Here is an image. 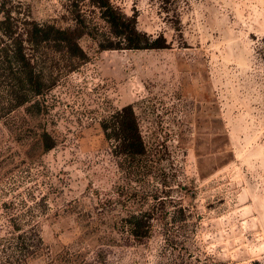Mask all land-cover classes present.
<instances>
[{"label":"rangeland","instance_id":"374dc122","mask_svg":"<svg viewBox=\"0 0 264 264\" xmlns=\"http://www.w3.org/2000/svg\"><path fill=\"white\" fill-rule=\"evenodd\" d=\"M7 1L0 18L75 24L70 0ZM111 2L166 46L101 50L110 26L83 0L86 60L43 47L55 83L25 104L0 30V264H23L16 226L34 224L45 245L28 264L264 262V0ZM129 104L148 157L118 167L101 123ZM155 196L164 214L139 242L124 217Z\"/></svg>","mask_w":264,"mask_h":264},{"label":"trees","instance_id":"16d2710c","mask_svg":"<svg viewBox=\"0 0 264 264\" xmlns=\"http://www.w3.org/2000/svg\"><path fill=\"white\" fill-rule=\"evenodd\" d=\"M83 0H70L71 12L75 17V24L68 27H58L51 23H41L38 21H28L21 24L13 16L6 15L0 18V30L3 36L11 37L9 49L4 53V60L9 66L12 81V93L17 94L16 105L30 102L36 95L44 94L46 89L51 88L55 79L47 72L45 67H40L39 58L36 54L47 46L68 61L75 59L85 61L87 54L80 44V39L91 34L86 17L80 10V3ZM100 8L102 17L110 26L112 37L99 39L98 46L101 50L121 49V48H163L166 46L164 38H152L146 32L137 27V18L128 15L121 8L111 2V0H90ZM0 5V14L7 4L3 0ZM48 52V51H46ZM52 54L49 59H55ZM74 65V63H72ZM70 65L71 69H75ZM50 69V68H49ZM38 104V103H37ZM102 130L107 140H114L113 153L116 156L118 167L126 164L138 162L148 157L147 145L140 130L136 111L132 105H125L118 109L110 118H106L101 123ZM42 139V150L47 152L55 146L54 138L47 132L39 134ZM156 197V196H155ZM157 198V197H156ZM157 202L151 210L129 211L124 217L133 238L139 242L149 237L152 229V221L164 214L160 211ZM10 203H5L8 206ZM181 214H185L184 209H178ZM18 234L15 239V247L23 258V264H28L27 259L33 258L44 248V240L38 224L29 228H22L17 225ZM89 227L83 230L87 231ZM83 236V235H81ZM255 264H264L255 260Z\"/></svg>","mask_w":264,"mask_h":264}]
</instances>
